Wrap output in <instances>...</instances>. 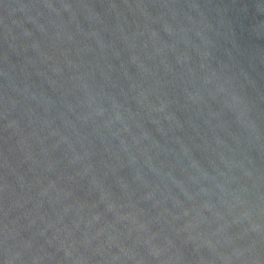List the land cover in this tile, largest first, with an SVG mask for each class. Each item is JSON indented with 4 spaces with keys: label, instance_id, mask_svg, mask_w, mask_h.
I'll return each instance as SVG.
<instances>
[{
    "label": "water",
    "instance_id": "water-1",
    "mask_svg": "<svg viewBox=\"0 0 264 264\" xmlns=\"http://www.w3.org/2000/svg\"><path fill=\"white\" fill-rule=\"evenodd\" d=\"M0 264H264V0H0Z\"/></svg>",
    "mask_w": 264,
    "mask_h": 264
}]
</instances>
